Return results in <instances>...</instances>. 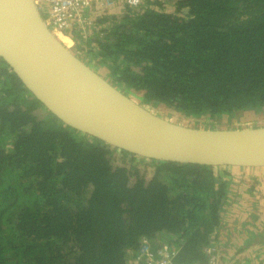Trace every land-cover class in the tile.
Listing matches in <instances>:
<instances>
[{
    "label": "trees",
    "instance_id": "trees-1",
    "mask_svg": "<svg viewBox=\"0 0 264 264\" xmlns=\"http://www.w3.org/2000/svg\"><path fill=\"white\" fill-rule=\"evenodd\" d=\"M162 1L88 11L87 35L68 31L75 54L146 108L262 117L264 0ZM244 170L114 149L62 124L0 62V264H145L143 240L174 264H208L231 207L242 211L228 199Z\"/></svg>",
    "mask_w": 264,
    "mask_h": 264
},
{
    "label": "water",
    "instance_id": "water-1",
    "mask_svg": "<svg viewBox=\"0 0 264 264\" xmlns=\"http://www.w3.org/2000/svg\"><path fill=\"white\" fill-rule=\"evenodd\" d=\"M1 61L62 124L114 149L147 161L264 170V125L202 129L156 115L63 45L34 0H0Z\"/></svg>",
    "mask_w": 264,
    "mask_h": 264
},
{
    "label": "built area",
    "instance_id": "built-area-1",
    "mask_svg": "<svg viewBox=\"0 0 264 264\" xmlns=\"http://www.w3.org/2000/svg\"><path fill=\"white\" fill-rule=\"evenodd\" d=\"M149 1L155 2L157 0H34L39 11L44 15L45 22L50 24L53 34L67 35L71 39L72 37L68 34V31L70 32L76 26H79V29L82 30L83 37L87 35L88 32L85 27L89 21L85 18V13L88 11L93 13L125 7L139 8ZM259 189H264V185H260ZM143 241L138 256L145 259V264H174L173 259L176 252L164 248L155 256L151 251L150 243L147 240ZM206 254L208 264H222L219 262L215 249L207 248Z\"/></svg>",
    "mask_w": 264,
    "mask_h": 264
},
{
    "label": "flooded vegetation",
    "instance_id": "flooded-vegetation-1",
    "mask_svg": "<svg viewBox=\"0 0 264 264\" xmlns=\"http://www.w3.org/2000/svg\"><path fill=\"white\" fill-rule=\"evenodd\" d=\"M236 177L242 184L248 183L247 189L250 191L249 180H244V178H248L246 171L244 170L242 178ZM231 188L230 193L235 191L234 188ZM247 189L246 193L248 192ZM228 200L231 203L234 202V207L237 206L239 210L245 206H251V202L255 203L256 200H259L260 214L254 220H243L240 218L242 211L240 213L235 212L231 207L230 214H227L213 242L219 262L222 264H264V259L260 260L264 257V197L258 199L252 193L244 194L242 191V194L238 196L236 194L230 197L229 194ZM255 247H258L257 254L253 252Z\"/></svg>",
    "mask_w": 264,
    "mask_h": 264
},
{
    "label": "rangeland",
    "instance_id": "rangeland-1",
    "mask_svg": "<svg viewBox=\"0 0 264 264\" xmlns=\"http://www.w3.org/2000/svg\"><path fill=\"white\" fill-rule=\"evenodd\" d=\"M120 10L119 11H112L111 10L110 12L105 11V13L108 15H115V14L121 13ZM166 10H168L169 12L173 11V9H171V8L166 9ZM89 27L90 26L85 27V30H87V32H88ZM72 40L74 42V39H72ZM70 49L72 50L73 53H76L75 52L76 51L75 42ZM82 49H84V48L82 47ZM79 56L81 57V59L85 63H86V61H88L89 55L85 54L84 50L79 52ZM91 67L96 72H98L101 76L105 77L104 76V72H106L105 67H101V66L97 65V64H95V62H93L91 64ZM129 96L134 98L136 101L142 103L138 96H135L134 94L133 95L129 94ZM147 107L150 108L153 111V113H155L156 115H159V116H161V117H163L169 121H172V122L179 124V125L195 127V128H202V129L203 128L204 129L205 128L206 129H210V128L222 129V128H224V129H228V128H240V127H257V126H263L264 125V115L262 117H260L253 112L252 113H242V114H238L237 116H234L233 118H222V119H218V120H211L207 116L202 117L198 120H195L193 118H189V119L185 120L183 118V116H184L183 114L174 112L171 109L166 108L165 106L160 105L158 107H149V106H147ZM243 172L244 171L236 172L235 175L240 176L242 178ZM246 174H247L248 178H244V180L247 181V179H248L251 182L250 187H252V189H253L252 190L253 196H256L258 199L264 197V189H259L260 185H264V183H263L264 182V170L255 171V172L246 171ZM253 178H254V180L252 181ZM241 180H243V179H241ZM238 182H241V181H238V179L236 177V180H235L234 184L231 186L232 187L231 189L234 188V190H236L237 189L236 187H238L237 186ZM253 182L255 184H253ZM251 184L253 186H251ZM244 185L245 186L243 188L241 187V191H239V192L237 191L238 195L242 194V191H244L243 189H245L249 186L248 183H245ZM247 191L249 192L248 189H247ZM233 195H234V191H232L230 193V197H232ZM258 201L259 200H256V202L251 206L248 205V206H245V208H242V212L240 213V216L242 217L243 220L249 221L250 219L254 220L255 218L259 217L260 206L258 204ZM257 248L258 247L253 248V252L255 254L258 253ZM263 259H264V257H262V259H260V260H263Z\"/></svg>",
    "mask_w": 264,
    "mask_h": 264
},
{
    "label": "bare ground",
    "instance_id": "bare-ground-1",
    "mask_svg": "<svg viewBox=\"0 0 264 264\" xmlns=\"http://www.w3.org/2000/svg\"><path fill=\"white\" fill-rule=\"evenodd\" d=\"M42 14V13H41ZM45 19V17H44ZM46 23V22H45ZM46 25L48 26V28L52 31V29L50 28V24H47ZM60 41L61 43H63V45H65L67 48H71L72 45L74 44V42L71 40L70 37L66 36V35H63V34H58V35H55ZM135 100V99H134ZM142 104V103H141ZM143 105V104H142ZM151 112H153L151 109H149Z\"/></svg>",
    "mask_w": 264,
    "mask_h": 264
},
{
    "label": "crops",
    "instance_id": "crops-1",
    "mask_svg": "<svg viewBox=\"0 0 264 264\" xmlns=\"http://www.w3.org/2000/svg\"><path fill=\"white\" fill-rule=\"evenodd\" d=\"M162 1V0H161ZM163 2V1H162ZM98 12H101V11H98ZM87 21H89V22H87V26H90L91 25V19H87ZM72 40V39H71ZM73 41V40H72ZM245 185L244 184H241V185H239L238 187H236L237 189H236V191H238V190H240L241 191V187L243 188ZM246 189L247 188H245V189H243L244 191V194H247L246 193ZM251 205H253L254 204V202H251L250 203Z\"/></svg>",
    "mask_w": 264,
    "mask_h": 264
},
{
    "label": "clouds",
    "instance_id": "clouds-1",
    "mask_svg": "<svg viewBox=\"0 0 264 264\" xmlns=\"http://www.w3.org/2000/svg\"><path fill=\"white\" fill-rule=\"evenodd\" d=\"M252 181H253V179H252ZM249 183H251V182L249 181ZM253 184H255V183L253 182ZM251 186H253V185L251 184ZM251 189H252V187H251ZM247 193H252V191L251 192H247Z\"/></svg>",
    "mask_w": 264,
    "mask_h": 264
}]
</instances>
